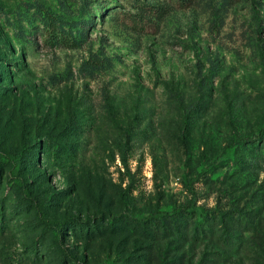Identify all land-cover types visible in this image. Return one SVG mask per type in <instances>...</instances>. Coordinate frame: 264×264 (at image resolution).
I'll use <instances>...</instances> for the list:
<instances>
[{"label": "rangeland", "instance_id": "rangeland-1", "mask_svg": "<svg viewBox=\"0 0 264 264\" xmlns=\"http://www.w3.org/2000/svg\"><path fill=\"white\" fill-rule=\"evenodd\" d=\"M0 264H264V0H0Z\"/></svg>", "mask_w": 264, "mask_h": 264}, {"label": "trees", "instance_id": "trees-1", "mask_svg": "<svg viewBox=\"0 0 264 264\" xmlns=\"http://www.w3.org/2000/svg\"><path fill=\"white\" fill-rule=\"evenodd\" d=\"M167 1H169L175 7L181 8V7L187 6L192 0H167ZM162 8L163 7H161V6H153V5L149 6V9H152L151 12H157L158 9L159 10H162ZM46 40L50 44L56 43L58 41H63L64 43H69V42L72 41L71 37H69L68 35H65L63 33H59L57 31V27L54 26V25H52V26H50V27L47 28V31H46ZM261 134L262 133H259L258 137ZM255 139L256 138L253 137V138L249 139V142L250 143H253ZM23 150H26V148L23 149ZM22 156H24L23 155V152H20L19 154H15L13 157H14V160L17 161V160L22 159ZM14 188L16 190V194L21 198V201H26V200H24L25 198L22 196V193L24 192V189H25V185L22 184V183H19V184L14 185ZM62 224L63 223H60V222H56L55 223L54 229L56 231H58L59 233H60V231L62 229Z\"/></svg>", "mask_w": 264, "mask_h": 264}]
</instances>
